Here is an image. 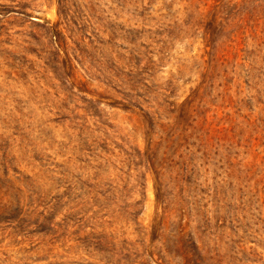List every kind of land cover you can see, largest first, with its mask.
<instances>
[{"label": "rangeland", "instance_id": "obj_1", "mask_svg": "<svg viewBox=\"0 0 264 264\" xmlns=\"http://www.w3.org/2000/svg\"><path fill=\"white\" fill-rule=\"evenodd\" d=\"M193 11L0 0V264H264V48Z\"/></svg>", "mask_w": 264, "mask_h": 264}, {"label": "trees", "instance_id": "obj_2", "mask_svg": "<svg viewBox=\"0 0 264 264\" xmlns=\"http://www.w3.org/2000/svg\"><path fill=\"white\" fill-rule=\"evenodd\" d=\"M190 5L193 12L206 15L208 46L220 44V33L229 27L240 37L249 33L259 49L264 48V0H190Z\"/></svg>", "mask_w": 264, "mask_h": 264}]
</instances>
